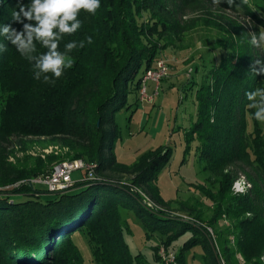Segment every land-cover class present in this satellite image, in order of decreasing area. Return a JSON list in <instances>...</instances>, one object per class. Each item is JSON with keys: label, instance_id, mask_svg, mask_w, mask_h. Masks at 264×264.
<instances>
[{"label": "trees", "instance_id": "16d2710c", "mask_svg": "<svg viewBox=\"0 0 264 264\" xmlns=\"http://www.w3.org/2000/svg\"><path fill=\"white\" fill-rule=\"evenodd\" d=\"M15 7L16 0H0V33L12 23ZM241 7L246 16L263 22L253 8ZM226 9L236 5L226 0L219 5L213 0H100L94 14L78 11L76 33L60 38L58 50L74 63L59 78L35 67L47 51L39 41H34L35 52L22 56L0 34V264H85L76 232L88 238L97 264H147L126 242L125 231L131 229L122 208L135 210L148 235L160 236L161 244L152 249L161 264H166L161 245L173 251V243L188 231L192 235L176 253L178 264H188L187 255L197 246L204 264H264V130L246 97L264 88V75L251 72L252 61L264 60V53L249 43L251 33L243 24L217 12ZM191 12L204 18L185 20ZM199 19L223 32L214 49L227 51L204 72L195 90L197 117L185 132V154L197 141L202 170L218 185L216 192L205 191L213 202L209 220L160 208L166 201L156 182L172 158L171 148L146 152L131 166L118 162L115 154L121 138L116 114L137 104L130 97L139 92L142 74L163 50L183 41ZM73 42L76 46L68 50ZM14 137L24 151L27 138L46 137L43 148L60 145L70 152L25 155L12 162L16 150L8 148ZM78 158L97 164L95 179L85 177L57 192L29 183L49 173L54 163ZM114 172L132 174L130 182L114 178ZM242 176L250 187L237 193L233 187ZM224 218L227 225L218 229Z\"/></svg>", "mask_w": 264, "mask_h": 264}, {"label": "rangeland", "instance_id": "374dc122", "mask_svg": "<svg viewBox=\"0 0 264 264\" xmlns=\"http://www.w3.org/2000/svg\"><path fill=\"white\" fill-rule=\"evenodd\" d=\"M254 10L263 22L245 15L243 7L217 11L243 24L250 33L257 35L264 28V0H251ZM201 12H191L184 16L190 18H204ZM218 22L221 19L215 18ZM197 25L188 31L183 41L175 47L163 50L153 66L142 74L141 87L145 83L147 94L142 96L141 87L139 92L134 93L130 102L137 103L129 109H123L116 114V122L121 131V138L116 144L115 154L117 161L126 165H133L141 155L158 148H171L173 155L168 165L162 170L156 182L159 191L166 201V205L160 206L169 210L174 215L193 219L197 216L209 220L213 216V202L206 196L205 191L216 192L218 185L210 180L208 174L202 170V164L195 150L198 142L192 143V149L185 154V132L192 126L197 117V103L195 90L202 80L204 72L213 64H219L226 50L214 49L216 40L223 32L216 27L206 25L205 19H199ZM213 48V49H212ZM264 53V48H259ZM165 62L166 72L159 75L158 63ZM150 75V76H149ZM157 76V80L153 76ZM248 133L253 131V121L249 116ZM264 130V124L260 121ZM26 151L18 145V138H13L9 150H16L10 160L16 162L25 155L43 156L55 153L66 155L70 152L68 147L51 145L43 148L42 142L49 140L46 137H30ZM56 164V163H54ZM53 164V165H54ZM114 178L130 182L132 174L128 172L111 173ZM85 177V170H76L72 173L74 181ZM240 187L244 188L243 182ZM37 187L46 189L42 185ZM142 194L144 189L140 191ZM146 193V192H145ZM147 194H143L146 199ZM148 196V195H147ZM149 197V196H148ZM138 207V206H137ZM123 220L127 222L130 231H125V239L133 254H143L147 264H161L153 255L152 246L161 244L158 234L148 235L150 232L145 228L141 219L134 209H121ZM228 223L227 219L219 220L217 228H223ZM210 228L212 236L215 231ZM148 232V234L146 233ZM192 235L190 231L181 236L171 246L175 253L181 245ZM149 236V237H148ZM75 243L84 258L85 264H97L93 260L92 250L88 238L76 232L73 235ZM161 248H165L162 244ZM188 264H204L202 249L195 247L187 255Z\"/></svg>", "mask_w": 264, "mask_h": 264}, {"label": "clouds", "instance_id": "9594fccd", "mask_svg": "<svg viewBox=\"0 0 264 264\" xmlns=\"http://www.w3.org/2000/svg\"><path fill=\"white\" fill-rule=\"evenodd\" d=\"M213 3L219 5L221 0H213ZM226 3L230 7L235 4L237 7L247 5L253 8L251 0H240L239 4L236 0H226ZM99 7L100 0H30L28 4H25L24 0H16L11 19L12 23L21 24L22 28L18 30L12 26V23L4 24L0 34L6 36L22 56L25 53L35 52L34 41H39L47 51L39 56L35 67L40 72H51L59 78L63 75L64 68H71L74 63L72 58L58 50L60 38L64 34H74L81 28V21L77 19L79 10L83 9L94 14ZM25 20L36 23H25ZM88 39L91 43V37ZM249 43L253 47L264 48V28L260 29L258 35L252 32ZM75 46L74 42L68 43L66 48L71 50ZM251 72L256 76L264 75V60H253ZM45 79L48 77L46 76ZM246 97L251 102L249 107L257 109L254 114L255 119L264 124V88L249 91Z\"/></svg>", "mask_w": 264, "mask_h": 264}, {"label": "built area", "instance_id": "2783aa9c", "mask_svg": "<svg viewBox=\"0 0 264 264\" xmlns=\"http://www.w3.org/2000/svg\"><path fill=\"white\" fill-rule=\"evenodd\" d=\"M158 67L160 71L159 75H161L163 72L165 73L167 70L165 62L163 61L158 63ZM153 77L155 80H157V76L154 75ZM140 92L142 96H145L147 94L145 83L142 85ZM96 168V163L88 162L83 158L65 160L54 164L52 170L49 173L35 177L31 179L29 183L31 185H42L50 192L65 191L71 188L75 183V181L72 179V173L74 171L80 169L85 170V177L87 179L92 180L95 179L97 176ZM241 181L244 185L243 189L242 187H240ZM249 187L250 183L246 180L244 176H242L235 182L233 189L237 193H244L248 190ZM145 200L148 205L154 206V203L147 196ZM159 254L166 264H178L176 259L177 254L174 251H169L166 248H161Z\"/></svg>", "mask_w": 264, "mask_h": 264}]
</instances>
